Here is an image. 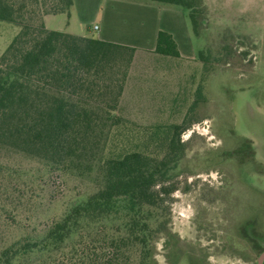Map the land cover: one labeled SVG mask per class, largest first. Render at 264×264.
Segmentation results:
<instances>
[{
    "label": "trees",
    "instance_id": "16d2710c",
    "mask_svg": "<svg viewBox=\"0 0 264 264\" xmlns=\"http://www.w3.org/2000/svg\"><path fill=\"white\" fill-rule=\"evenodd\" d=\"M151 1L187 9L198 34L203 0ZM72 4L0 0V20L19 26L0 54V264H155L157 239L174 237L170 203L185 126L172 125L161 151L107 149L124 122L120 98L136 48L46 25V15H69ZM154 52L181 56L165 30ZM10 155L49 173L94 174L95 188L43 228L18 229L36 204Z\"/></svg>",
    "mask_w": 264,
    "mask_h": 264
},
{
    "label": "rangeland",
    "instance_id": "374dc122",
    "mask_svg": "<svg viewBox=\"0 0 264 264\" xmlns=\"http://www.w3.org/2000/svg\"><path fill=\"white\" fill-rule=\"evenodd\" d=\"M203 5L198 34L191 24L193 56L183 46L178 58L155 54L145 65L136 61L135 87L132 82L125 89L120 103L124 122L113 127L106 147L161 151L172 125L185 126L170 203L174 237L168 243L165 236L157 239L155 264H256L260 254L246 242H235L230 254L221 241L242 238L238 229L245 220L239 219L246 218L256 220L264 240V0ZM55 18L60 27L63 17ZM87 27L82 34L96 38L98 32ZM18 30L0 20V54ZM242 140L255 142L261 164L238 161L235 149ZM6 163L27 173L22 176L35 195L32 218L22 219L18 229L43 228L95 188L94 174L49 173L15 155Z\"/></svg>",
    "mask_w": 264,
    "mask_h": 264
},
{
    "label": "crops",
    "instance_id": "0c3cea01",
    "mask_svg": "<svg viewBox=\"0 0 264 264\" xmlns=\"http://www.w3.org/2000/svg\"><path fill=\"white\" fill-rule=\"evenodd\" d=\"M58 15L63 17L60 27L55 25ZM58 15H46V25L81 36H86L81 31L82 26L86 25L88 29L98 32L96 38L136 48L120 103L126 95L125 89L130 87L140 71L136 61L137 65H145L146 57L156 54L154 48L158 30L171 33L181 55L184 54L181 48L185 46L189 50L188 55L193 56L188 10L179 5L151 0H73L69 15ZM72 27L73 31L70 30ZM135 84L133 82L132 85L135 87Z\"/></svg>",
    "mask_w": 264,
    "mask_h": 264
},
{
    "label": "flooded vegetation",
    "instance_id": "af4514ba",
    "mask_svg": "<svg viewBox=\"0 0 264 264\" xmlns=\"http://www.w3.org/2000/svg\"><path fill=\"white\" fill-rule=\"evenodd\" d=\"M235 156H237L238 161L243 164L245 163H253V164H261L258 160V150L255 142L253 140H242L238 143L237 148L235 149ZM239 163V164H240ZM244 163V164H245ZM235 217V216H234ZM239 220H245L243 224L240 225L238 231L240 233L241 237H236V241L233 240H224L225 242L221 241L223 243V246L227 248L229 253H234L235 245L237 241H243L246 242L250 247H253L258 251V253L263 255L261 261L259 260L260 256L258 257V260L256 264H264V240H262L259 236V227L257 225V222L254 218H246V219H239ZM231 227L232 229L235 226V220L231 221ZM225 243V244H224ZM237 246V245H236Z\"/></svg>",
    "mask_w": 264,
    "mask_h": 264
},
{
    "label": "water",
    "instance_id": "95a60500",
    "mask_svg": "<svg viewBox=\"0 0 264 264\" xmlns=\"http://www.w3.org/2000/svg\"><path fill=\"white\" fill-rule=\"evenodd\" d=\"M262 257H263V255L260 256V258H259L260 261H261Z\"/></svg>",
    "mask_w": 264,
    "mask_h": 264
},
{
    "label": "built area",
    "instance_id": "2783aa9c",
    "mask_svg": "<svg viewBox=\"0 0 264 264\" xmlns=\"http://www.w3.org/2000/svg\"><path fill=\"white\" fill-rule=\"evenodd\" d=\"M95 28L97 27V26H94Z\"/></svg>",
    "mask_w": 264,
    "mask_h": 264
}]
</instances>
